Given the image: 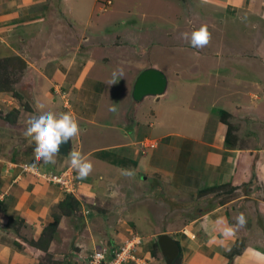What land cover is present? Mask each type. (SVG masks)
<instances>
[{"label":"rangeland","instance_id":"rangeland-1","mask_svg":"<svg viewBox=\"0 0 264 264\" xmlns=\"http://www.w3.org/2000/svg\"><path fill=\"white\" fill-rule=\"evenodd\" d=\"M43 1L45 0H39L38 4L42 5ZM46 1L43 5H46L44 8L49 14L45 19L50 24L52 34L56 33L54 43L49 46L44 45L42 52L39 50L38 53H34L38 45L34 32H25L26 34L20 32L11 42L15 53L13 55L20 56L26 63L33 61V56H38L39 59L41 56L44 67V63L69 60L67 57L70 56L74 60V62L70 60L71 69L77 71L85 55L91 60L97 55L101 58V62L103 59L111 65L108 69L111 72L109 82L114 71L122 69L124 72V76L117 83L110 85L111 94L115 93L116 99V102L115 100L110 102L113 103L110 108L121 107L120 105L130 106L135 100L131 94L129 97V90L137 74L148 66H155L168 77V88L165 95L157 96L156 99L147 96L143 100L135 101L140 102L139 115L142 121L146 120L144 123L152 121L156 126L162 121L158 127L160 131L171 132L175 129L179 132L189 127L187 133L192 131L196 134L202 128L203 116L207 111L213 112L220 116L221 120L230 121H224L229 133L226 136L227 140L232 141L234 146L235 137L240 141L242 148L253 144L244 128H250L255 134L264 131V13L260 12L259 15L252 16L244 12L245 10L238 9L232 13L229 9L227 13L233 15H228L221 11L220 0H206V2L204 0H69L66 3L64 0ZM254 1L260 2V0ZM260 7L264 8V5L261 4ZM68 11L72 12L73 17H70ZM202 24L208 26L211 41L204 48H193L182 37V33H191ZM74 38L84 42H81L80 50H76L79 41L75 44ZM87 48L89 52L86 50L87 53L82 54ZM73 49L75 52L72 54ZM34 64L40 65L41 62ZM26 69L22 75H19L17 70H10L9 77H6V73L3 75L0 70V85L2 86L8 78L6 83L9 86L0 90V155L8 159L11 156L13 160H18L20 151L23 156H27L26 161H29L27 165L31 166L35 163L33 157L35 145L22 133L25 131L27 120L45 111L38 106L49 105L52 102L45 99L40 101L39 95L37 98L40 102L36 99L34 101V90L30 85L32 74L30 69ZM101 75L108 77L107 72L106 75L103 72ZM45 82L48 83L49 80L45 79ZM42 91L43 89H40L37 92ZM56 91L60 95L58 88ZM64 104L68 107L66 103ZM219 110L227 112L223 119ZM231 110L233 117L228 113ZM77 138H80V135ZM83 140L86 142L85 139ZM157 142L160 143L161 140ZM188 142L184 143V146ZM140 144L147 145L145 141L144 143L140 141ZM72 147L73 143L69 152ZM163 148L165 156L172 153L170 155L172 159L174 149L168 145ZM88 154L82 153L89 158ZM59 155H56L54 164L40 162L35 165L36 168L24 166V170L44 174L46 172L38 170L40 165L50 168V172L68 167V155ZM253 163L251 174L254 176L250 183L256 189L258 183L254 177L258 164L254 161ZM97 164L101 171H110L105 165ZM189 174L190 172L186 171L185 176ZM109 175L112 182L116 181L117 184L106 188L104 181L98 180L97 185L93 183V187L97 186L92 191L93 195L83 193L89 187V183L86 187L81 183V185L74 184L69 191L60 190L64 196L71 193L80 201L79 211L76 210L75 217H68L62 213L57 227L40 239L38 238L42 231L35 233L34 227L25 221L10 223L13 231L11 236L15 237L14 240L20 242L23 249H31L38 253L34 255L33 264H58L64 258L70 263L86 264L87 256L101 244L105 245L106 256L112 260L114 254L110 253V241L115 245L116 250L124 245V241L134 237L140 241L131 251L135 259H126L120 264H167L161 251L159 253L156 250V256H152V240L166 230L164 225H170L169 229L172 233L178 231L177 228L182 233L180 230L185 228V222H189L181 215L185 211L180 213L177 211L179 209H174L172 206L170 211H174L169 213L157 207L155 195L159 190L154 184L150 185L152 183L150 180H144L142 173L136 174L138 179H134L133 182L120 181V175L117 178L114 172H110ZM184 181L182 189L176 190L171 187L165 189V192L169 195L177 194L173 200L178 205L190 202L189 197L183 196L184 193L192 195L191 204L198 203L195 205L196 213L204 211L208 205H213L207 194L212 190L225 199L235 194L233 188H228L229 186L216 187V189L210 187L206 191L200 190L207 195L197 191L195 198L196 192L191 193L195 191L193 183L185 180V177ZM253 194L255 197L259 196L257 192ZM180 200L184 202L180 203ZM56 204L50 205L47 209L51 220V212L59 209H56ZM166 209L168 210V207ZM192 210L189 215L196 214L195 210ZM179 217L181 219L177 220ZM200 237L205 239V233H200ZM177 242L185 247L183 252L186 251L190 256L192 247L188 241L184 238L181 241L178 239ZM182 262V258L178 259L176 256L172 264H182Z\"/></svg>","mask_w":264,"mask_h":264},{"label":"crops","instance_id":"crops-1","mask_svg":"<svg viewBox=\"0 0 264 264\" xmlns=\"http://www.w3.org/2000/svg\"><path fill=\"white\" fill-rule=\"evenodd\" d=\"M38 1L0 0L1 56L15 54L11 42L15 40L13 37L20 32L24 34L34 32L38 43L34 53H38L39 50L42 52L44 45L49 46L54 43L56 33L53 35L52 30L50 31V24L46 20L49 13L47 14L46 8H44L46 5H43L47 1H43L42 5H39ZM64 1L66 3L69 0ZM220 1L222 2L220 4L222 5L221 11L228 15H233L232 13L238 9L245 10L244 12L252 16H257L260 12L264 13V8L260 7L261 4L264 5L263 0H260L259 3L254 0ZM229 9L232 11L231 14L227 13ZM68 13H70V17H73L71 11ZM74 40L76 44L79 38H74ZM81 42L79 41L76 46L77 49L75 47L76 50L81 49V45L84 43ZM75 49L71 51L72 54ZM86 50L89 52L87 48L83 50L82 54L85 55ZM33 57V61L26 64L32 74L30 85L34 90V101L35 99L39 101L37 98L39 95L40 101L45 99L52 102L49 105H42L45 110L43 112H47V110L56 114L70 112L78 121L80 138L72 139V148L83 154L89 153L88 159L93 164V170L86 179L76 178L80 185L82 183L86 187L88 183L90 184L83 191L85 195H87L86 193L94 194L92 191L97 186L93 187V183L97 185L98 180L104 181L106 188L109 185L117 184L116 181L112 182L110 172L116 173L117 178L120 175V181L123 182L126 180L133 182L134 179H138L137 175L142 173L143 179L150 180L152 182L150 185L154 184L159 190L160 196L159 193L155 195L156 206L169 213L174 211H170L174 206V209H179L177 211L180 213L185 211L181 215L189 220V222H185V228L180 230L182 233L179 232V228H177L178 231L172 233L169 229L170 225H164L166 230L163 233L169 234L176 242L178 239L181 241L185 238L192 247L189 256L186 251L183 252L185 247L179 242L182 250V264H226L228 259L225 254L232 248H241L233 258L232 264H264L263 130L259 134H255L250 128H244L253 144L242 148L240 141L234 137L236 143L232 146L233 142L228 141L226 137L228 131L224 120H221L217 114L207 111L203 116L202 128L196 134H193L192 131L187 133L189 127L183 128L179 132L175 129L171 132L160 131L158 127L162 121L156 126V123L152 121L148 123H144L146 120L142 121L139 115L141 110L138 109L140 102L136 103V100L130 106L116 107V111H114L116 114L109 110L113 104L110 102L113 100L116 102L115 93L111 94L112 90L108 81L109 73H111L108 69L111 68V65L103 59L101 62V58L97 55L92 60L85 55V59L77 71L71 69L70 60L72 62L74 60L70 56L67 57L69 60L62 59L57 63H44V67L41 56L40 59L38 56ZM36 62H41V64H34ZM102 72L105 75L107 72L108 77L102 76ZM45 79H48L49 82H45ZM168 82L167 77L166 90L158 97L165 95ZM57 88L60 90L61 96L56 91ZM131 88L129 97H131ZM40 89L43 91L38 93L37 91ZM153 97L156 99L157 96ZM56 107H58L57 110L54 109ZM228 113L231 117L234 116L232 110ZM159 139L160 143L157 142ZM140 141L141 143L145 141L147 145L142 146ZM187 141H189L188 144L184 146ZM167 145L174 149L172 159L170 156L172 153L165 156L163 146ZM100 153L103 154L98 155ZM18 154H20L18 160H13L11 156L8 159L0 155V225H2L0 228V264H33L34 255L38 254L31 249H23V245L11 236L12 229H4L9 218L20 217L34 227L35 233H40L51 221L48 207L64 198L61 189L48 182L44 174L25 171L24 166L31 167L27 165L29 163L26 161L27 156H23L20 151ZM108 157L110 158L108 159ZM253 161L258 164L254 177L258 183L256 189L250 183L254 176L251 174ZM97 163L110 168V171H101ZM38 170L46 173L51 171L43 165H40ZM124 170H130L132 175L122 174ZM186 171L190 172L187 176H185ZM74 174L76 175V172ZM184 177L185 180L193 183L195 191L191 193L196 192L195 198H197V191L204 195L206 193L200 190L206 191L210 187L212 189L220 188L223 187V184L234 187L235 194L225 199L212 190L207 194L213 205H208L204 211L196 213L195 205L198 203L191 204L192 195L184 193L183 196L189 197L190 202L185 203L180 200V203L184 202V204L178 205L173 200L177 194L169 195L165 192V189L171 187L176 190L182 189V184L185 183ZM199 187L202 188L198 189ZM254 192H257L259 196L255 197ZM183 207L186 208L183 209ZM192 209L195 210V215H189L193 212ZM241 212L245 215L246 224L243 227H237L235 235L225 237L222 232L223 228L226 225L236 226L235 217ZM180 219L179 217L177 220ZM202 231L206 235L205 239L200 237Z\"/></svg>","mask_w":264,"mask_h":264},{"label":"clouds","instance_id":"clouds-1","mask_svg":"<svg viewBox=\"0 0 264 264\" xmlns=\"http://www.w3.org/2000/svg\"><path fill=\"white\" fill-rule=\"evenodd\" d=\"M204 2H206V0H204ZM182 37L187 40L193 48H204L211 41V33L208 26L205 24H202L198 28L192 30L191 33H182ZM123 76L124 72L122 69L114 71L112 73V79L109 82L110 85L117 83ZM38 107L42 108L43 106L41 105ZM109 110L114 112L116 111V108L115 106H112ZM79 133L80 128L78 121L70 112H62L59 114L54 112H43L42 114L27 120L25 131L22 134L29 140L30 143H34L35 145L33 151L35 163L31 165V167H35V165L40 162L45 164H54L56 162L55 157L59 153L60 146L67 143L69 140H71L72 143V139L77 137ZM67 155L70 166L66 168L74 170L76 172L77 179H86L93 170L92 162L75 148H72ZM66 168L59 170V172ZM122 174L132 175L130 170H124ZM85 212L86 211L83 212L84 215H86ZM235 219L236 226L226 225L223 228L222 232L225 237L235 235L236 228L243 227L246 224V218L242 212L239 213Z\"/></svg>","mask_w":264,"mask_h":264},{"label":"trees","instance_id":"trees-1","mask_svg":"<svg viewBox=\"0 0 264 264\" xmlns=\"http://www.w3.org/2000/svg\"><path fill=\"white\" fill-rule=\"evenodd\" d=\"M26 65H27L26 62L18 55H6L3 57H0V70H2L3 75L6 73V77H9L8 71H10V70H12V71L17 70L19 75L20 74L22 75L26 69ZM1 67H3V69H1ZM7 81H8V78L2 86L0 85V90L4 89V88H9L8 84L6 83ZM219 113L221 114L222 119H223L226 116L225 114L227 112L224 110H219ZM47 169H50V168H47ZM56 170L54 172L58 173L59 170L58 171H56ZM223 186H229V185L223 184ZM229 187L233 188V190L235 189L232 186H229ZM55 207H56V209L57 208H59V209L51 212L52 220L48 224H46L45 227L42 229V232H41L40 237L38 239L42 238L44 236V234H48V232L53 231L57 227V224L59 222V219H60V216L62 213H65V215H67L68 217H71V216L75 217V215H76L75 213H77L76 210H78L80 208V202L74 197L73 194L67 193V194H65L64 198L56 204ZM18 221L23 222L24 220L20 217L9 218V221L4 225V229H12V226L10 223L14 224L15 222H18ZM0 228H2V225H0ZM110 244H111L112 249L115 248V245L111 241H110ZM152 244L153 245H152V249H151V254H152V256H156V250H158V252L160 253V248L158 245L157 238L152 240ZM177 244L179 246L177 258L181 259L182 258L181 246H180L179 242H177ZM239 251H240V249H238V248H232L230 252L226 253L225 256L228 259L226 264H232L233 258L235 257L236 254L239 253ZM112 253H113V250H112ZM112 253H111V255H112ZM71 263L69 260H67V258H64L58 264H71ZM72 264H74V263H72Z\"/></svg>","mask_w":264,"mask_h":264},{"label":"water","instance_id":"water-1","mask_svg":"<svg viewBox=\"0 0 264 264\" xmlns=\"http://www.w3.org/2000/svg\"><path fill=\"white\" fill-rule=\"evenodd\" d=\"M167 87V77L164 72L155 67L148 66L141 70L136 76L131 95L134 100L140 101L146 96H158L165 92ZM71 149V140L60 146V155H67ZM161 254L165 257L167 264H172L177 256L179 246L177 242L167 233H162L157 238Z\"/></svg>","mask_w":264,"mask_h":264},{"label":"built area","instance_id":"built-area-1","mask_svg":"<svg viewBox=\"0 0 264 264\" xmlns=\"http://www.w3.org/2000/svg\"><path fill=\"white\" fill-rule=\"evenodd\" d=\"M48 182L57 185L61 190L69 191L74 184L80 185V182L76 180V175L70 168H66L59 173H44ZM136 237L131 240L124 241V245L120 246L115 250V248H110V252L113 250L114 256L110 260L106 256V247L101 244L95 247L92 253H90L86 258V264H120L126 259L134 258V254L131 252L135 249L136 243L140 242L138 239L134 241ZM109 251V249H108Z\"/></svg>","mask_w":264,"mask_h":264}]
</instances>
